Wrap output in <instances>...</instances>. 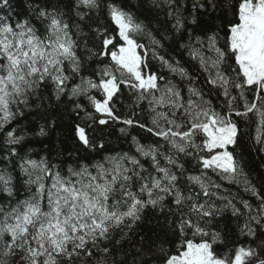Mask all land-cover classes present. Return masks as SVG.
<instances>
[{"label": "snow or ice", "instance_id": "1", "mask_svg": "<svg viewBox=\"0 0 264 264\" xmlns=\"http://www.w3.org/2000/svg\"><path fill=\"white\" fill-rule=\"evenodd\" d=\"M151 4L175 36L187 33L179 47L198 73L161 55V40L118 0H70L67 11L32 0L27 15L0 0V153L19 169H0V264H117L106 245L148 210L175 237L163 264H264V240L254 243L264 234V188L243 163L245 149L264 154V0H235L222 37L195 38L187 26L215 13L218 0ZM102 9L106 24L97 22ZM151 60L177 79L153 72ZM125 98L130 115L117 107ZM65 100L84 162L63 168L21 154L26 110ZM116 125L129 151L105 155ZM46 134L41 126L37 135ZM226 214L231 244L215 227Z\"/></svg>", "mask_w": 264, "mask_h": 264}, {"label": "trees", "instance_id": "2", "mask_svg": "<svg viewBox=\"0 0 264 264\" xmlns=\"http://www.w3.org/2000/svg\"><path fill=\"white\" fill-rule=\"evenodd\" d=\"M13 2L17 13L20 15L29 13L28 5L32 0H13ZM49 2L61 11H67L65 6L70 3V0H49ZM233 2L235 3V0ZM118 3L147 25L153 36L161 40L164 45L162 49L158 50L161 55L170 60H179L190 72L198 73V69L188 57L187 51L179 47L180 43L188 42L187 33L182 37L175 36L170 28L171 22L163 12H160L157 16L151 0H118ZM218 3L219 8L215 13L199 17L196 25L187 26L191 30L193 38L198 35L211 34L218 30H221L220 35L223 36V25L233 18V14L226 5L225 0H218ZM97 22L99 24L108 22L103 9L97 16ZM139 39L142 43H148L146 37ZM150 67L158 75L177 79L158 61L151 60ZM124 101L129 111L128 115H130L129 105L131 100L125 98ZM67 103V100L63 103L53 101L46 108L34 106L31 110H26L25 116L20 118V125L18 126V130L23 128L27 133L25 147L20 150L21 154H27L36 160L47 158L50 163L63 168L74 166L81 156L88 155L80 148L73 135V126L77 121V117L73 110L67 106ZM41 126L44 127L47 133L44 136L37 135ZM122 126L116 125L106 131L104 140L108 152L104 153L105 155L109 152L129 151V138L121 136L118 131V128ZM130 134L140 138L141 142H151L150 138L146 139L147 134L138 128L131 129ZM92 156L95 159L99 158L95 154H92ZM80 162L83 163L84 161L80 160ZM16 163L17 161L14 158H7L5 153H0V169L16 168ZM243 163L249 179L258 188H264V154H258L255 151L249 152L245 149ZM16 172H19L18 168H16ZM225 186L229 187L233 193L239 192L242 198H249V194L244 193L242 188L227 184ZM158 221L161 222L158 223ZM162 221L163 217L152 210H148L144 221L132 229L127 236H124L121 232H116L114 239L106 246L112 248V255L115 256L117 264H163V258L167 253L175 254L174 234ZM215 227L225 233V240L228 244L235 241L236 226L230 214H226L217 220ZM116 239L120 240L118 246L115 243ZM261 240H264V234H261L258 230L257 239L254 243H259ZM89 264H91V261Z\"/></svg>", "mask_w": 264, "mask_h": 264}, {"label": "rangeland", "instance_id": "3", "mask_svg": "<svg viewBox=\"0 0 264 264\" xmlns=\"http://www.w3.org/2000/svg\"><path fill=\"white\" fill-rule=\"evenodd\" d=\"M225 2H226V5L228 6V8L230 9L231 13L233 14V4H234L233 0H225ZM167 78L172 79L171 77H167ZM174 80H176V79H174ZM81 102L87 104L86 100H82ZM67 106L72 109V102L68 101ZM117 107L120 109V112L122 114H125V115L129 114V111H128V108L126 106L125 101L123 102V105H117Z\"/></svg>", "mask_w": 264, "mask_h": 264}]
</instances>
